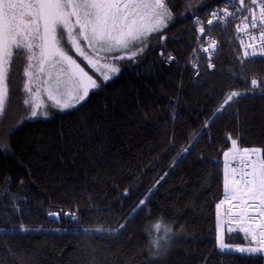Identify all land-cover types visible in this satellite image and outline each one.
I'll return each instance as SVG.
<instances>
[{"label": "trees", "instance_id": "obj_1", "mask_svg": "<svg viewBox=\"0 0 264 264\" xmlns=\"http://www.w3.org/2000/svg\"><path fill=\"white\" fill-rule=\"evenodd\" d=\"M183 2L172 0L177 13L183 11ZM209 3L217 6L216 0ZM210 10L198 14L204 18ZM209 34L220 45L215 68H207L203 59L199 77L190 63L196 42L191 39L189 20L167 33L179 38L178 43L169 39L166 44L175 62L161 63L157 46L141 58L142 63L127 64L112 80H101L102 88L91 90L85 101L47 119H25L23 62L16 61L10 105L0 117V143L7 141L11 147L9 155L0 153V211L11 207L3 195V179L11 177V194L26 197L28 204L22 220L11 216L17 235L9 238L7 246L23 256L25 264H88L93 250L97 264H144L149 242L144 227L150 228L153 238H163L166 227L180 225L187 226V233L175 239L166 259L154 264H245L240 254L213 247L215 204L223 192L220 149L230 147L231 139H238L241 148L264 147V90L258 87L234 101L210 128L212 141L205 134L191 154L177 161L181 148L196 137L219 106L222 92L251 89L253 77L264 82V57L240 64L244 58L231 23L216 26ZM230 70L238 75L230 76ZM20 120L23 124L13 128ZM201 154L220 161L211 170L208 188L203 179L210 169L201 162ZM157 180L160 183L153 187ZM150 188V219L145 218L146 210L139 212L118 238L104 233L83 235V228L116 227L123 222L121 215H127ZM93 203L110 211L97 212ZM50 211L61 212L58 220L48 215ZM68 212H75L79 223L64 215ZM160 217L157 231L151 225ZM21 222L32 231L20 232ZM226 241L245 243L238 230L228 234ZM3 249L0 242V261L10 264L12 257Z\"/></svg>", "mask_w": 264, "mask_h": 264}, {"label": "snow or ice", "instance_id": "obj_2", "mask_svg": "<svg viewBox=\"0 0 264 264\" xmlns=\"http://www.w3.org/2000/svg\"><path fill=\"white\" fill-rule=\"evenodd\" d=\"M216 2L219 5L221 0ZM182 6L183 11L177 13V5L172 0H0V117L6 114L10 105V85L16 61L23 62L22 92L26 98L22 103L28 111L25 119H47L52 110L74 108L86 100L91 90L102 88L103 84L94 78L97 73L103 82H108L121 74L125 65L142 63L141 58L157 46L161 49V63L175 62L176 57L167 52L166 44L169 39L178 43L179 38L169 37L167 33L189 20L193 31L191 39L203 52L209 53L206 65L209 69L215 68L211 53L220 45L210 36L207 41L204 37L217 24L226 27L233 20L237 21L236 33H244L248 40L247 43L240 41V47L244 49V59L239 61L240 64L243 65L245 60L251 62L257 56L264 57V0H223L222 7H212L209 0H184ZM204 9L211 10L201 18L198 13ZM186 32L187 29L184 34ZM190 63L199 77L197 62ZM229 75L235 77L238 74L230 70ZM251 86L244 91L229 89L222 92L219 106L205 120L196 137L181 148L177 161L191 154L205 134L209 136V142L212 141L210 128L234 101L258 87L264 90V82L256 77L251 79ZM45 96L51 101L50 105L44 102ZM172 119H176L174 111ZM22 124L23 120L17 121L13 128ZM220 151L223 155V198L215 204L213 247L221 252L240 254L245 264H264V147L241 148L238 139H231V146ZM0 153L5 156L11 153L7 141L0 143ZM200 159L210 169L203 179L205 188H208L213 179L211 170L217 169L220 161L202 154ZM3 183L6 186L3 195L8 197L11 207L0 211V242L4 244L3 250L12 257L10 264H25L24 257L17 256L7 245L9 238L17 235V225L11 222V216L22 220L28 201L19 194H11V177H4ZM159 183L160 180L155 181L153 187ZM23 186L24 181L21 180V190ZM148 193L133 205L127 215H121L123 222L116 227L83 228V235L104 233L118 238L127 231L139 212L146 210L145 218L150 219L152 188ZM93 207L97 212L110 211V208L101 209L94 203ZM48 215L59 217L61 212L50 211ZM64 215L77 223L80 221L75 212ZM162 219L158 218L151 227L158 231ZM18 227L20 232L32 231L22 222ZM235 230L243 233L245 243H226V234ZM144 231L149 235L144 248L147 253L144 264H154L167 258L175 239L187 233V226L166 227L163 238H153L148 226ZM233 259H236L234 255ZM88 264H97L95 250L90 254Z\"/></svg>", "mask_w": 264, "mask_h": 264}, {"label": "built area", "instance_id": "obj_3", "mask_svg": "<svg viewBox=\"0 0 264 264\" xmlns=\"http://www.w3.org/2000/svg\"><path fill=\"white\" fill-rule=\"evenodd\" d=\"M234 2H235V0H234ZM217 6L222 7L223 4H221V5H217ZM215 7H216V6H215ZM230 23L232 24V27H233V34H234L235 40L237 41V44H238V46H239V49H240V52H241V55H242L244 49H243L242 47H240V41H241V40H244L245 43H247V42H248V40H247V36H246L244 33H239V34L236 33V31H235V24L237 23V21L233 20V21H231ZM216 26H221V25L217 24ZM216 26H215V27H216ZM215 27H214V28H215ZM209 36H210L212 39H215V40L218 41L217 38H215L213 35H210V34H208L207 36L204 37L205 41L208 40V37H209ZM218 43H219V42H218ZM204 46L206 47L207 44L205 43ZM194 49H195L196 51H193V53H192V55H191V61H196L197 64H198V68H199L200 62H201L203 59H205V60L207 61V64H208V63H209V53H205V52H203L202 48H201L197 43L195 44ZM217 50H218V48L215 49V50H213V52L211 53V62H212V63H213V60H214V56H215V54L217 53ZM242 57H243V56H242ZM257 57H260V56H257ZM255 58H256V57H255ZM212 69H213V68H212ZM222 198H223V192H222V195H221V199H222Z\"/></svg>", "mask_w": 264, "mask_h": 264}, {"label": "rangeland", "instance_id": "obj_4", "mask_svg": "<svg viewBox=\"0 0 264 264\" xmlns=\"http://www.w3.org/2000/svg\"><path fill=\"white\" fill-rule=\"evenodd\" d=\"M78 62H79V61H78ZM94 78H97V79H98V83H100L101 80H102V77H99V74H98V73L96 74V76H94ZM44 102L47 103V104H49V105L51 104V101H48L47 98H46V96L44 97ZM77 105H78V104H77ZM75 106H76V105H75ZM70 109H71V108H70ZM66 110H69V109H65V110H63V111H66ZM58 111L60 112V110H52L51 113H50V117H51L54 113H56V112H58ZM41 118H43V117H41ZM226 243H228V242L226 241ZM240 243H242V242H239V244H240Z\"/></svg>", "mask_w": 264, "mask_h": 264}, {"label": "water", "instance_id": "obj_5", "mask_svg": "<svg viewBox=\"0 0 264 264\" xmlns=\"http://www.w3.org/2000/svg\"><path fill=\"white\" fill-rule=\"evenodd\" d=\"M56 220H58V217H56V216H53Z\"/></svg>", "mask_w": 264, "mask_h": 264}, {"label": "crops", "instance_id": "obj_6", "mask_svg": "<svg viewBox=\"0 0 264 264\" xmlns=\"http://www.w3.org/2000/svg\"><path fill=\"white\" fill-rule=\"evenodd\" d=\"M235 231H236V230H235ZM227 235H228V234H226V238H225V240L227 239Z\"/></svg>", "mask_w": 264, "mask_h": 264}]
</instances>
